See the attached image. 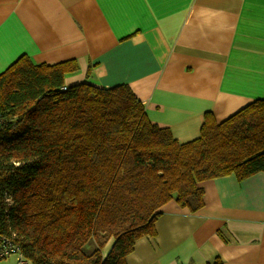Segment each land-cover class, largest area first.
I'll return each mask as SVG.
<instances>
[{
  "label": "trees",
  "instance_id": "1",
  "mask_svg": "<svg viewBox=\"0 0 264 264\" xmlns=\"http://www.w3.org/2000/svg\"><path fill=\"white\" fill-rule=\"evenodd\" d=\"M78 71L22 55L0 72V233L32 264H127L165 203L194 212L201 181L264 171V98L180 142L129 84L67 85Z\"/></svg>",
  "mask_w": 264,
  "mask_h": 264
},
{
  "label": "crops",
  "instance_id": "2",
  "mask_svg": "<svg viewBox=\"0 0 264 264\" xmlns=\"http://www.w3.org/2000/svg\"><path fill=\"white\" fill-rule=\"evenodd\" d=\"M75 59L67 85L126 83L180 142L264 98V0H0V72ZM197 211L170 200L127 264H264V171L203 180Z\"/></svg>",
  "mask_w": 264,
  "mask_h": 264
},
{
  "label": "built area",
  "instance_id": "3",
  "mask_svg": "<svg viewBox=\"0 0 264 264\" xmlns=\"http://www.w3.org/2000/svg\"><path fill=\"white\" fill-rule=\"evenodd\" d=\"M66 88V87H63ZM12 255L16 256V261L18 264H29L31 263L19 250V246L13 239V236H6L0 233V260L10 257ZM32 264V263H31Z\"/></svg>",
  "mask_w": 264,
  "mask_h": 264
},
{
  "label": "rangeland",
  "instance_id": "4",
  "mask_svg": "<svg viewBox=\"0 0 264 264\" xmlns=\"http://www.w3.org/2000/svg\"><path fill=\"white\" fill-rule=\"evenodd\" d=\"M73 85V84H71ZM108 249V248H107ZM86 251H89V248L86 246ZM0 264H18L16 261V256L12 255L10 257L4 258L0 260ZM31 264V263H29Z\"/></svg>",
  "mask_w": 264,
  "mask_h": 264
}]
</instances>
